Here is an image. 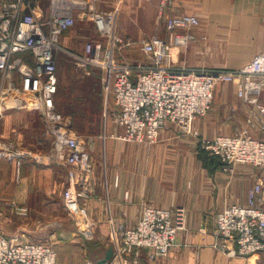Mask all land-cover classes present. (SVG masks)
Listing matches in <instances>:
<instances>
[{"label":"built area","instance_id":"obj_1","mask_svg":"<svg viewBox=\"0 0 264 264\" xmlns=\"http://www.w3.org/2000/svg\"><path fill=\"white\" fill-rule=\"evenodd\" d=\"M40 2L0 0V128L8 110L36 109L43 113L52 132L56 158L67 167L64 206L81 222L87 238L92 235L88 201L93 194L95 168L86 139L57 108L59 55L64 52L84 66L102 69L106 88L113 90L115 117L123 130L120 137L132 142L155 143L167 121L191 132L194 119L211 108L216 84L236 83L237 94L247 107L246 127L234 134L203 139L199 147L217 157L225 172H234L238 164H249L262 174L249 188L246 203L232 204L218 213L214 246L229 256L247 257L264 251V209L260 207L264 202V137L253 133L257 130L264 135V52L235 69L177 65L172 49L188 45L191 35L179 29L198 26L200 21L194 14L167 19L170 42L159 35L134 40L116 33L114 11H96L92 0H49L45 19L38 16ZM171 3L161 0V10ZM80 6L83 17L94 18L98 35L85 43L82 54H77L61 46L60 37L74 26V10ZM135 48L143 53L142 59L125 54ZM115 52L118 58L113 57ZM27 155H31L30 150L0 138V159ZM17 211L26 213L25 208L18 207ZM186 222L184 207H145L135 227H122L119 248L107 264H138L143 251L151 261L166 259ZM20 240L16 235L0 236V264H56L51 245ZM87 264L95 261L88 259Z\"/></svg>","mask_w":264,"mask_h":264},{"label":"crops","instance_id":"obj_2","mask_svg":"<svg viewBox=\"0 0 264 264\" xmlns=\"http://www.w3.org/2000/svg\"><path fill=\"white\" fill-rule=\"evenodd\" d=\"M160 5L161 0H92L96 11H114L116 33L134 40L159 35L170 42L167 19L184 13L196 15L198 26L179 29L190 34L191 39L188 45L172 49L177 65L235 69L264 52V0H172L164 11ZM82 8L74 10V26L60 37L61 46L77 54H82L85 43L98 35L94 18L83 17ZM48 14L49 0H41L38 16L45 19ZM129 51L125 54L133 55ZM113 57L119 56L115 52ZM246 108L237 94L236 83L223 82L216 84L211 108L194 119L190 133L167 121L158 140L149 144L115 139L104 130L99 153L106 155V162H100L96 168L98 186L94 200L88 201L95 238L85 239L77 227L69 233V239L47 243L56 253V264H87L88 259L99 264L110 248L115 255L122 227H135L148 206L184 207L186 228L178 233L166 259L151 261L143 251L138 264H264V251L247 257L229 256L214 246L218 213L232 204L247 202L248 190L257 180L256 171L247 168L249 164H239L234 172H225L217 157L199 147L203 139L234 134L246 127ZM36 113L43 116L36 109L8 110L0 128L3 141L31 151L25 157L0 159V209L4 208L2 205H8L11 211L25 208L26 214H21L25 216L34 205L49 197L53 202L57 197L67 211L62 198L67 167L63 160L54 159L53 154L45 163L40 160L47 155L49 145L39 134L29 131L33 124L31 116ZM26 133L39 139L25 144ZM253 133L264 137L257 130ZM10 217L0 219V236H20L24 230L27 235V229L35 221L30 216L19 226Z\"/></svg>","mask_w":264,"mask_h":264},{"label":"rangeland","instance_id":"obj_3","mask_svg":"<svg viewBox=\"0 0 264 264\" xmlns=\"http://www.w3.org/2000/svg\"><path fill=\"white\" fill-rule=\"evenodd\" d=\"M130 50L129 53H133L130 56H133V58L142 59L144 57V55L141 56L142 53L139 52V49L138 51L134 49ZM59 56L61 57L58 64L59 92L57 96V108L61 113L71 119L74 129L86 139L88 147L94 153L92 157L95 168V183L92 186L93 194L89 198L92 201L95 198V189L99 181L96 168L100 162L102 164L106 162V155L104 156L103 152L99 153L100 147L103 144L101 137L104 134V130L107 131L109 137L124 140L120 137L123 130L120 126L117 127L115 117L117 108L112 94L113 90L111 89L110 91L106 88L107 85L104 82V72L102 69L84 66L78 59L65 54H60ZM31 117L33 124L29 131L33 130L35 134H39L42 141L49 145L48 150L50 149V151H46V156L40 157V160L43 163L47 162L51 154L56 159L53 151L52 132L48 128L45 118L38 113ZM32 135L31 133L25 134V144L34 143L39 139L38 136L36 139L35 135L32 138ZM251 167L250 165L247 166V168L256 171L255 175L257 174V179L262 174V171L256 167ZM262 205L260 207L264 209V204ZM2 206L5 210L0 209V219L11 216L12 220L14 222L17 221L16 223L19 226L26 223L30 216L34 217L35 221L27 229V235L25 230L22 233L24 236L20 235L22 241L41 242L44 244L54 243L56 240L65 241L69 239V233L77 227H79V231L85 239L93 241L95 238L93 228H91L92 235L88 234L90 236L87 238L85 232L80 227L81 222L67 213L57 197L54 202L52 201V197H49L44 203L34 205V209H31V212L27 216L21 215L17 209H14V212L11 211V209L7 208L8 205ZM6 225L9 226L10 224L6 223ZM91 256H93V253H91Z\"/></svg>","mask_w":264,"mask_h":264},{"label":"water","instance_id":"obj_4","mask_svg":"<svg viewBox=\"0 0 264 264\" xmlns=\"http://www.w3.org/2000/svg\"><path fill=\"white\" fill-rule=\"evenodd\" d=\"M113 256H114V250H113V248H110L107 251L106 256L99 261V264L107 263L108 261H110L113 258Z\"/></svg>","mask_w":264,"mask_h":264}]
</instances>
